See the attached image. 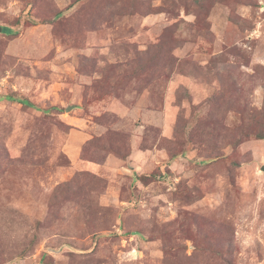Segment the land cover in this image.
Returning a JSON list of instances; mask_svg holds the SVG:
<instances>
[{
  "label": "rangeland",
  "instance_id": "374dc122",
  "mask_svg": "<svg viewBox=\"0 0 264 264\" xmlns=\"http://www.w3.org/2000/svg\"><path fill=\"white\" fill-rule=\"evenodd\" d=\"M0 264H264V0H0Z\"/></svg>",
  "mask_w": 264,
  "mask_h": 264
},
{
  "label": "trees",
  "instance_id": "16d2710c",
  "mask_svg": "<svg viewBox=\"0 0 264 264\" xmlns=\"http://www.w3.org/2000/svg\"><path fill=\"white\" fill-rule=\"evenodd\" d=\"M2 30H3L4 33H7V34L8 33H13V30L11 28H8V27H3Z\"/></svg>",
  "mask_w": 264,
  "mask_h": 264
},
{
  "label": "water",
  "instance_id": "95a60500",
  "mask_svg": "<svg viewBox=\"0 0 264 264\" xmlns=\"http://www.w3.org/2000/svg\"><path fill=\"white\" fill-rule=\"evenodd\" d=\"M0 31H2V27H0Z\"/></svg>",
  "mask_w": 264,
  "mask_h": 264
}]
</instances>
